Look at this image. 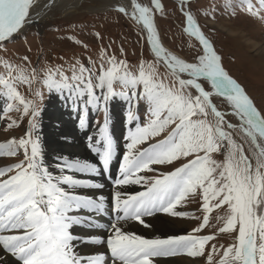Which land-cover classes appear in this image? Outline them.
<instances>
[{
  "label": "snow or ice",
  "instance_id": "snow-or-ice-1",
  "mask_svg": "<svg viewBox=\"0 0 264 264\" xmlns=\"http://www.w3.org/2000/svg\"><path fill=\"white\" fill-rule=\"evenodd\" d=\"M36 3L0 0V119L8 121L7 130L19 127L23 118L28 125L23 135L0 141V158L13 160L0 166V251L13 264H156L157 258L178 255L202 258L204 264H264V108L225 68L193 11V0H179L178 5L183 33L194 40L190 58L162 43L156 24L157 13H165L162 0H128L113 8L139 26L149 57L133 63L123 47L119 55L103 48L98 61L87 57V64L73 59L42 67L33 65L28 55L17 62L7 54V44L34 23ZM258 3L225 0L223 9L264 22V0ZM96 36L103 39L100 33ZM40 84L70 102L80 113L82 130L89 126L90 111L105 113L99 138L87 137L98 163L60 156L53 169L45 162L39 135L44 93L33 87ZM213 97L222 98L229 110H220ZM116 100L126 105L128 130L120 177L114 180V217L103 224L95 217L108 214L106 198L77 190L104 187L91 177L109 170L116 157L108 116L109 104ZM11 111L19 112L21 120L8 116ZM157 165L168 170L159 171ZM132 185L144 190L127 191ZM193 202L200 215L180 210ZM158 213L198 223L185 234L152 238L124 228L128 221L148 228L144 218ZM76 227L108 234H77ZM206 228L214 231L202 234ZM222 234L231 241L213 243ZM84 245L106 246L108 251L83 253Z\"/></svg>",
  "mask_w": 264,
  "mask_h": 264
},
{
  "label": "rangeland",
  "instance_id": "rangeland-1",
  "mask_svg": "<svg viewBox=\"0 0 264 264\" xmlns=\"http://www.w3.org/2000/svg\"><path fill=\"white\" fill-rule=\"evenodd\" d=\"M101 1L102 0H84L78 9L71 13L61 15L59 12H54L46 15L42 20H39L38 23H33L28 26L24 30L23 35L18 36L14 43L7 44V54L14 57L17 62H19L20 56L28 55L33 65L41 67L45 63L56 65L61 63L67 64L73 59H82L83 62L87 64V57H91L98 61L99 51L103 48H108L110 52L115 51L116 54L119 55V49L123 47L128 60L133 63L137 60H143L149 57L151 55L150 50L145 40L142 39L139 26L134 24L127 17L116 12L114 9L106 11L98 10V7L102 3ZM140 2L148 3V0H140ZM162 2L165 5V13H157L156 24L163 45L182 57H192L195 54V48L193 47L194 40L183 33V17L178 9L179 0H162ZM224 2L225 0H193V11L198 16L199 23L206 34L214 42L218 54L222 56L225 68L247 89L258 106L264 108V50H259L257 45L251 47L247 46L251 41L248 38L264 43V22L243 11H239L236 16H233L230 10L229 12L224 11ZM252 2L259 7L258 0H252ZM213 9H215L213 15L204 16L202 14L204 10L212 11ZM226 22L235 23V26L245 28V35L240 36L241 33H238V37H232V33L226 31V29L221 26V24L225 26ZM226 26H228V24H226ZM235 26L230 25L232 28ZM96 33H100L103 39H98ZM77 39L82 41L83 44H75L73 41ZM83 45H87V48ZM33 87L39 88V90L44 93L42 100L43 112L39 118L40 128L45 119L49 118H45V115L47 113H58L60 110L59 107H62L61 110H65V113H72L70 115L71 117H73V115L77 117V115L80 114L74 111L71 106H67L70 102L63 101L61 103L60 99L48 93L47 89L44 88L42 84L34 85ZM20 90L26 96L30 97V93L26 88L22 87ZM213 101L220 110H229L222 98L213 97ZM0 107H2V102H0ZM113 109L114 112H112ZM142 111L143 108L141 107V114ZM125 113L126 105L124 102L119 100L110 102L108 110L110 121L109 131L116 141L117 137H120L122 134L124 135L123 140L118 143L120 147H118L117 160L125 151V137L127 135L128 125L124 126L126 129L125 131L115 129L114 125L118 124L116 123L117 121H121V115L125 117ZM7 115L18 121L21 120L19 112L11 111L7 113ZM104 119L105 113L103 111H90L88 114V128L82 130L78 122L73 123L77 125L73 132H77L82 143L86 142L87 144V137L96 134L99 127L103 126ZM227 119L231 120L233 123L237 122L236 118L233 116H228ZM7 122L6 119H0V141H4L13 135L17 137L23 135L28 126L27 118H23L19 127L7 130ZM119 127H122V125H119ZM12 162V159L0 158V166ZM155 167L159 171L168 170L167 166L157 165ZM156 174L158 173H144V175L147 176ZM102 184L106 186L104 183ZM142 190H144L143 187H139L134 191ZM196 208L197 204L193 202L180 210H186L195 215H200V213L196 211ZM160 214L166 218L172 219V221H174V227L180 234L191 232L198 223L196 220L170 217L163 213ZM213 224H215L214 220ZM211 231H214V229L206 228L202 234H208ZM230 241L231 237L229 235L222 234L219 235L218 239L213 241V243L217 245H227ZM195 261L199 264H204L202 258H197Z\"/></svg>",
  "mask_w": 264,
  "mask_h": 264
},
{
  "label": "bare ground",
  "instance_id": "bare-ground-1",
  "mask_svg": "<svg viewBox=\"0 0 264 264\" xmlns=\"http://www.w3.org/2000/svg\"><path fill=\"white\" fill-rule=\"evenodd\" d=\"M59 1V4H56L55 6L50 5L49 7H45V4H49L50 0H37L36 6L33 9V18H36L38 20H42L44 16V12L47 10L45 14H52L54 12H59L61 15L71 13L73 11H76L80 4L84 0H55ZM102 3L98 7V10H108V9H114L113 6L117 3L127 4L128 0H102ZM228 24V26H226ZM230 25L235 26V23H225V26L221 24L223 28L226 29V31L232 33V37H236L238 33H241L240 36L245 35V28L243 27H230ZM249 35V34H248ZM238 37V36H237ZM251 40L247 46L251 47L253 45H257V48L260 50H264V43H260L257 40H254L252 38H248ZM263 72V71H261ZM65 111V110H64ZM61 109L58 111V113L54 114H46L45 121L42 123V126L39 130L41 142L43 146V150L45 153V162L50 165L51 168L55 169V164L57 162V158L60 156H68L70 159L80 158V159H87L92 162L98 163V157L96 154L92 153L91 150L89 152V148H87V145L89 141L82 143V140L77 132H73V130L76 128L77 125L73 123H77L78 116L73 115L71 117L70 114L65 113ZM114 112V109L113 111ZM75 116V117H74ZM121 121H117V125H114L115 129L125 131V125L126 120L123 115L120 116ZM54 119V120H53ZM74 120V121H73ZM119 125H122V127H119ZM127 127V126H126ZM100 128V127H99ZM123 129V130H122ZM77 130V129H76ZM96 130V129H94ZM80 133V132H79ZM82 133V132H81ZM127 133V132H126ZM84 136L83 134H81ZM92 137L98 139L99 138V130L96 132L95 135H91ZM123 134L120 135V137H117V141L115 139V142L117 144V152L119 151L118 147L120 143L119 141L123 140ZM121 154V152H120ZM119 156V155H118ZM123 154L120 155V157H115L111 163V166L109 170L103 171L102 174L91 177L95 180L97 183H104L106 186H104L102 189H78L81 194L84 195H90L94 197H100L103 196L106 198L105 203H107V215L97 216L95 217L100 223L108 224L110 221H112V210H111V199L114 192L117 190V188L114 185V180L120 177L119 168L122 161ZM93 158V159H92ZM52 163V164H51ZM54 165V166H53ZM109 171V174H108ZM106 174H108V179H106ZM101 181V182H100ZM101 183V184H102ZM139 187H143L142 185H132L128 186L126 189L127 191H134L138 189ZM78 215H83L85 213H76ZM146 223L150 225V227L145 228L143 225L139 224L135 221H128L124 223V228L126 231L134 232L138 235H142L146 238H152L154 236H167V235H176L180 234L179 231L174 227V221L170 218H166L165 216L161 215L160 213L156 214L152 217H145L144 218ZM74 231L77 234L82 235H96V236H107V232L104 229H88L83 227H76ZM80 251L83 253H95V252H105L107 253L106 246H99V245H84L80 246ZM0 260L7 261L8 264H13L12 259L2 251H0ZM156 264H199L196 261H194L192 258H189L185 255H178L176 257H169V258H157Z\"/></svg>",
  "mask_w": 264,
  "mask_h": 264
},
{
  "label": "water",
  "instance_id": "water-1",
  "mask_svg": "<svg viewBox=\"0 0 264 264\" xmlns=\"http://www.w3.org/2000/svg\"><path fill=\"white\" fill-rule=\"evenodd\" d=\"M58 2H59V1H55L54 4H52V5L55 6L56 4H59ZM49 8H50V7H49ZM47 10H48V9H46V11L44 12V16L47 15V14H45V13L47 12ZM38 22H39V20L36 19V18H34V24H35V23H38Z\"/></svg>",
  "mask_w": 264,
  "mask_h": 264
}]
</instances>
